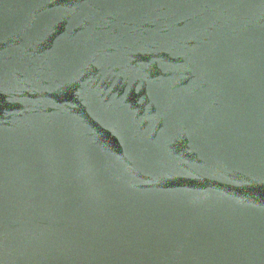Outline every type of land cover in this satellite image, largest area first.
<instances>
[{
    "label": "water",
    "instance_id": "water-1",
    "mask_svg": "<svg viewBox=\"0 0 264 264\" xmlns=\"http://www.w3.org/2000/svg\"><path fill=\"white\" fill-rule=\"evenodd\" d=\"M0 264H264V0H0Z\"/></svg>",
    "mask_w": 264,
    "mask_h": 264
}]
</instances>
